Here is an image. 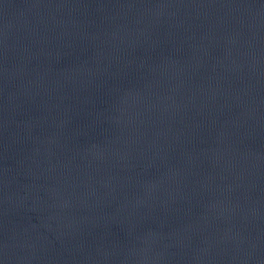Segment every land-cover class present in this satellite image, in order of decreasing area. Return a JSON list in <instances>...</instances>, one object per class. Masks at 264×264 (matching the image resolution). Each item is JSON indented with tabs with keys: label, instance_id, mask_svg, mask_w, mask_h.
Wrapping results in <instances>:
<instances>
[{
	"label": "water",
	"instance_id": "water-1",
	"mask_svg": "<svg viewBox=\"0 0 264 264\" xmlns=\"http://www.w3.org/2000/svg\"><path fill=\"white\" fill-rule=\"evenodd\" d=\"M0 264H264V0H0Z\"/></svg>",
	"mask_w": 264,
	"mask_h": 264
}]
</instances>
